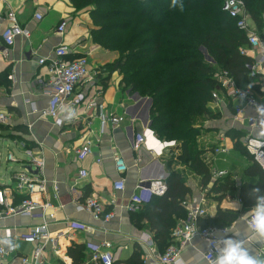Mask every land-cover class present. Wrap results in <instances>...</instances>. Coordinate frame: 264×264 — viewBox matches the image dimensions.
Segmentation results:
<instances>
[{"label":"crops","instance_id":"0c3cea01","mask_svg":"<svg viewBox=\"0 0 264 264\" xmlns=\"http://www.w3.org/2000/svg\"><path fill=\"white\" fill-rule=\"evenodd\" d=\"M73 11V5L69 0H0V24L6 27L11 23L10 17L14 15L30 33L28 38L17 37L11 47H7L0 38V74L7 81L0 82V110L9 114V121L0 124L2 127L0 141L11 142L27 156L29 155L27 151L30 150L33 156L43 160L42 176L46 180V189L43 192L35 191L31 194L17 191L15 176L34 167L30 155L31 161L25 163V160L16 158L13 153L9 155H12L14 160H8V155L6 162L22 164V168L20 171H12L11 182L0 183V188L8 190L9 204L17 206L24 198L30 196L40 204H50L44 210L46 215L55 213L57 219H49V229L51 234L57 237V249H54L51 244L46 246L41 264H72L67 250L73 244L86 245L87 249L89 248L86 252V263L93 264L91 261L93 248L103 243L111 244L115 261L127 260L138 247L143 264H161L154 261V255L155 252L162 253L163 249L159 248L157 243L151 248L145 242V237L151 233L147 222H135L134 219L136 211L142 205L130 209L129 203L141 179V169L144 165L158 161L163 165L164 172L169 174L166 160L174 155L172 167L183 174L181 170L187 166L176 160L181 153L178 144L164 150L163 155L157 156L151 154L145 147L137 151L133 149V136L129 130L128 120L118 126L109 124L101 132L99 117H88L87 122L89 121L90 125L87 122H81L76 126L58 127L52 119L40 115V112L48 109L50 97L43 93L40 84L41 79L47 78L48 69L45 65H41L39 60L51 57L55 48L61 43L69 46L72 57L87 56L92 70L99 68L102 70L101 77L82 83L78 91H82L89 98H93L96 92H101V102L105 110L128 116V119L136 110L135 94L131 95L129 90L121 89L118 77H115L114 73L110 77L108 73H103L102 68L105 66L102 61L114 59L115 55H110L92 43V21L90 22L83 13L72 15ZM61 21H67L68 24L64 35L57 32ZM253 23L257 25L255 21ZM4 51H7V56H3ZM204 54L206 61L215 65L209 53L205 51ZM253 55L258 56L259 52L249 51L248 56L252 58ZM258 83L259 79L251 85L261 96H264V91ZM217 94L219 99L209 104L210 121L214 120L217 129L200 128L202 132H208L206 136H209V140L214 137L217 142L219 141L216 149H225V151L213 150L211 146L210 150H204L203 158L214 180L218 178V157L228 152L238 154L244 159L241 167L231 165L230 169L220 170L230 174L238 186L246 180L243 178V172L249 165V160L234 148V141L229 132H244L243 144L249 136L259 139H264V136L260 135L261 130L251 129L246 123L235 120L232 102L222 87L217 88ZM205 116L208 115L197 116L195 120L205 119ZM143 124L142 121L136 120V131L141 132L144 129ZM8 135L14 137L10 138ZM87 135L92 136L91 138L95 141L93 152L85 160L80 161L76 158L74 150L82 144L83 136ZM24 141H28L27 147ZM118 154L128 165L127 172L122 175L126 183L124 191L114 189V181L120 177L114 161L115 155ZM138 159L140 161H137ZM82 169L89 172L87 178H80L79 172ZM189 170L192 174L188 176L186 183L193 192L186 199L202 201L207 211V216L200 222L215 216L219 207L235 209L239 211V217L226 226L227 233L237 230L244 235L246 228L242 218L249 209L245 208L241 202L239 191H234L218 201L216 194L209 193V187L202 186L201 177L191 169ZM33 171L36 172L34 169ZM89 197L96 198L103 205L104 213L101 218L87 211H76L75 204ZM107 213H113V217L105 219L104 215ZM187 219V213L186 217L177 219L172 233ZM42 222L43 220L39 217L21 215L6 216L0 221V240L7 238L12 242L15 241L18 249L16 254H12L4 264H22V255L31 253L37 247V243L19 241L18 238ZM70 222L84 223L91 230H73L69 227ZM208 226L213 225L208 224ZM172 239V244L180 248L182 264H208L205 259V253L209 247L206 239L197 237L185 245L176 241L173 235ZM245 243L249 245L253 255L264 257V246L253 242L250 236Z\"/></svg>","mask_w":264,"mask_h":264},{"label":"trees","instance_id":"16d2710c","mask_svg":"<svg viewBox=\"0 0 264 264\" xmlns=\"http://www.w3.org/2000/svg\"><path fill=\"white\" fill-rule=\"evenodd\" d=\"M70 1L75 8L92 5L90 12L95 28L91 30V37L94 42L114 49L112 38L107 35L117 31L121 34L115 40L121 55L103 67V73L110 77L120 70L125 90L151 100L150 127L159 139L177 142L181 153L176 160L201 177L202 186L209 187V193L216 194L218 201L239 191L244 207L250 209L253 206L251 190L254 187L264 190V168L242 143L245 133L229 132L234 148L249 160L243 172L246 180L238 186L227 173L213 180L203 158L204 151L192 142L200 134L194 125L195 118L210 116L209 104L220 85L216 77L219 70L227 71L240 87L259 79L247 67L253 59L241 52L248 44L246 32L223 10V0H176L175 7L171 6L172 0ZM244 1L253 21L261 28L264 0ZM180 5H183L182 10ZM203 49L217 66L205 60ZM69 58L78 57L70 55ZM0 82H7L1 74ZM24 143L26 147L29 144L28 141ZM173 158L174 155L165 159L169 168L165 193L152 196L142 204L134 218L135 222H147L162 253L173 243L171 233L177 219L186 217L187 213L183 201L193 192L185 176L172 167ZM238 217V210L219 207L215 216L200 224L226 227ZM88 249L82 244L71 245L67 255L72 264H89L86 263ZM114 264H143L140 249L137 247L127 260Z\"/></svg>","mask_w":264,"mask_h":264},{"label":"built area","instance_id":"2783aa9c","mask_svg":"<svg viewBox=\"0 0 264 264\" xmlns=\"http://www.w3.org/2000/svg\"><path fill=\"white\" fill-rule=\"evenodd\" d=\"M222 8L231 17L235 18L237 26L246 32L248 44L242 48V54L248 55L249 51L259 52L258 56L253 55V60L247 64V67L253 75L259 77L258 85L264 91V20L261 28L255 25L244 0H223ZM10 21L11 23L6 27L0 24V38L7 47H11L17 37L25 36L28 38L30 36V33L18 22L14 15L10 17ZM67 25V21H61L57 27V32L60 35H64ZM205 51L207 50L203 49V53ZM7 55V51H4L3 56ZM69 57V46L61 43L55 48L51 57L39 60V63L45 65L48 69L47 78L41 79L40 84L43 93L50 97L48 109L40 112L42 117L52 119L58 127L76 126L81 122L86 123L88 117H99L101 120V132L109 124L118 126L128 120L130 122V125H128L129 130L133 136L134 150L137 151L141 147H145L151 154L161 156L164 150L177 146L175 140L166 141L159 139L148 125V112L146 116L141 114V105L148 104L149 110L151 102L148 97L141 98L137 96L140 99H136L137 97H135L136 112L133 111L128 119V116L107 112L101 102V92H96L93 98H89L82 91H78L82 83L97 78L101 75L102 70L101 68L92 70L87 56H80L74 59H70ZM215 65H217L216 62ZM216 77L220 82L219 87H222L224 93L227 94L228 99L232 102L235 120L239 123H246L251 129L261 130L260 117L256 112V106L264 104V96H261L252 85L238 86L233 77L225 70H219ZM218 99L219 94H217L216 90L213 101H217ZM136 120L144 123V129L141 132L135 129ZM8 121L9 114L6 111L0 110V124H5ZM87 124L90 125V122L88 121ZM91 137L90 135L83 136L82 144L75 148L74 152L78 160H85L93 152L95 141ZM244 144L247 151L254 157V160L264 168V139L249 136ZM216 150L225 151V149ZM27 152L32 157L34 168L23 171L15 176L17 191L26 194H31L35 191L43 192L46 189V180L42 176L44 162L42 159L33 156L32 151L28 150ZM8 160H14V157L9 155ZM114 161L116 171L120 175L114 181V189L116 191H124L126 183L122 175L127 172L128 165L120 154L115 155ZM137 161L140 160L138 159ZM224 174L226 172L219 171L217 172V177ZM79 176L80 178H87L89 172L82 169L79 172ZM168 176L169 174L164 172L163 165L158 161L144 165L141 169V179L138 181L136 190L130 199L129 208H136L147 202L152 196L164 194L167 189L166 179ZM55 189L58 190L57 186H55ZM8 195L7 189L0 188V221L4 217L11 215L39 217L43 220L40 225L29 229L27 233L18 238L19 241L37 243V247L32 251L31 255H22V264H41L43 263L46 246L51 244L54 249H57V237L53 236L49 229V219H57L55 213L49 216L46 215L44 210L50 204H40L30 196L24 198L19 205L14 206L9 204ZM183 205L187 210L188 219L174 229L172 233L173 238L182 245L193 241L197 237L206 239L209 247L205 253V259L208 264H214L215 249L212 243L217 237H220L219 235L227 233L228 228L217 226L204 227L200 224V220L207 216V211L202 201L197 202L196 200L189 201L185 199ZM75 209L78 212L87 211L92 213L97 218H101L104 213L103 205L94 197H89L83 202L76 203ZM104 217L105 219H111L113 213H107ZM69 227L73 230H91L88 225L81 222H70ZM145 242L149 247H154L156 244L154 235L152 233L147 234ZM17 251L15 241L12 242L11 247L0 244V264H4ZM91 261L93 264H114L115 257L111 251V244L103 243L94 247ZM154 261H158L161 264H182L180 248L171 244L165 252H155Z\"/></svg>","mask_w":264,"mask_h":264},{"label":"rangeland","instance_id":"374dc122","mask_svg":"<svg viewBox=\"0 0 264 264\" xmlns=\"http://www.w3.org/2000/svg\"><path fill=\"white\" fill-rule=\"evenodd\" d=\"M70 3H71V1H70ZM73 8H74V11H73L72 15H76L77 13L86 14V17H88V20L90 22L92 21V27L95 28V24H94V21H93L94 18L92 16L91 12H90V10L93 9L92 5L87 6L85 8L84 7H82V8H80V7L79 8H75L73 6ZM120 36H121V34L118 31L117 32H110L107 35V37L112 38L111 44H112L113 47H115L114 49L103 47L100 43L94 42L93 38L91 37L92 43L95 46H98L99 49H101V50H103L105 52H108L110 55H113V54L115 55V58L114 59L102 61V62H104V66L105 67L108 66V65H110L112 62H114L121 55L120 48H119L120 46L115 41L116 39L120 38ZM114 74H115V77H118L119 87L121 89H124V84L122 83L123 74L121 73L120 70L117 71V72H115ZM134 94L135 93H132L131 95H134ZM136 94H135V97L138 96V94L137 95ZM139 97H141V96H139ZM141 98H145V97H141ZM136 99H140V98L137 97ZM140 110H142V113L141 114L144 115V116H146V114L148 112V104L141 105ZM211 113H213V112H211ZM205 117H206L205 119L197 118L195 120L194 125L195 124L197 126L199 125V127H197L196 125L195 126L197 127V129L200 130L199 131L200 134L195 139H192V142L194 141L195 145L199 149H201L203 151L205 149L206 150H210L211 149V146H212L213 150H215L216 147H218L219 141L217 142L214 137H211V140H209V136H206V135H208V132H205V131L202 132L201 131V128H207L208 130L215 129L216 128L215 127V122H214L213 119H212L213 121H210L211 118L209 116H205ZM205 121H207V122H205ZM225 127H226V125H225ZM209 141H211V142H209ZM10 153H13L16 158L25 160V163L28 162V161H31L30 160L31 158H30L29 155L28 156L25 155L24 152L21 149H18L11 142H8L7 140L0 141V183H2V184H5L6 182H11V173H12V171H20V169L22 168V164H16L14 162H8V163L6 162V158H7V156ZM243 160L244 159L241 158L240 156H238V154H236L234 152H228L226 155L219 156L218 157L217 170L220 171V170H223V169H226V168L230 169V166L231 165H233L234 167H239V166L241 167L242 164H243ZM181 171L185 175V178L186 179H188V176H190L192 174L187 167H185ZM31 253H29L27 255H31Z\"/></svg>","mask_w":264,"mask_h":264},{"label":"clouds","instance_id":"9594fccd","mask_svg":"<svg viewBox=\"0 0 264 264\" xmlns=\"http://www.w3.org/2000/svg\"><path fill=\"white\" fill-rule=\"evenodd\" d=\"M172 7L176 6V0H172ZM181 10L183 5H180ZM256 112L260 117L261 136H264V104L256 106ZM259 187L251 190L250 198L253 206L243 215L242 222L246 233L241 235L237 230L225 233L217 237L212 243L215 249L214 264H264V257L253 255L245 241L250 236L252 241L264 246V194ZM0 244L12 246V241L5 238Z\"/></svg>","mask_w":264,"mask_h":264},{"label":"water","instance_id":"95a60500","mask_svg":"<svg viewBox=\"0 0 264 264\" xmlns=\"http://www.w3.org/2000/svg\"><path fill=\"white\" fill-rule=\"evenodd\" d=\"M139 96V95H138ZM150 102H151V100H150ZM149 126H150V124H148Z\"/></svg>","mask_w":264,"mask_h":264}]
</instances>
